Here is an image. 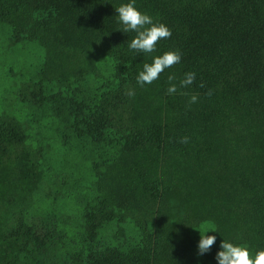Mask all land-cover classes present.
<instances>
[{"label": "trees", "instance_id": "obj_1", "mask_svg": "<svg viewBox=\"0 0 264 264\" xmlns=\"http://www.w3.org/2000/svg\"><path fill=\"white\" fill-rule=\"evenodd\" d=\"M123 3L0 0L10 44L44 51L37 77L19 87L20 103L41 107L55 98L50 87L104 80L71 124L78 139L108 148L90 160L96 196L83 209L79 264H216L218 248L197 254L194 233L208 223L219 242L254 255L264 249V0H136L172 32L152 54L128 48L135 33L120 31L115 12ZM172 49L181 62L137 86L143 64ZM189 71L193 84L166 94L167 76L178 83ZM28 140L23 121L0 115V264H16L32 243L28 216L43 172L42 150ZM113 222L133 224L139 244L94 247Z\"/></svg>", "mask_w": 264, "mask_h": 264}, {"label": "rangeland", "instance_id": "obj_2", "mask_svg": "<svg viewBox=\"0 0 264 264\" xmlns=\"http://www.w3.org/2000/svg\"><path fill=\"white\" fill-rule=\"evenodd\" d=\"M10 38V28L0 25V115L9 113L23 121L29 144L42 150L43 172L28 216L32 243L16 264H79L87 247L83 209L96 196L90 160L100 161L108 148L95 146L89 138L78 139L71 124L75 114L85 112L79 109L81 104L93 105L104 80L91 77L76 89L50 87L47 96H55L50 103L41 107L22 104L17 98L19 87L37 77L44 51L33 42L11 45ZM211 228L204 224L195 231V239ZM139 241L133 224L113 222L100 230L92 245L126 248Z\"/></svg>", "mask_w": 264, "mask_h": 264}, {"label": "clouds", "instance_id": "obj_3", "mask_svg": "<svg viewBox=\"0 0 264 264\" xmlns=\"http://www.w3.org/2000/svg\"><path fill=\"white\" fill-rule=\"evenodd\" d=\"M119 23L122 25L123 33L133 32L135 36L128 43V48L136 53L152 54L157 51V43L161 40L171 37L172 32L169 27L162 22H154L153 17L145 12L140 11L136 6V0H127V3L121 4L115 9ZM182 53L178 49L168 50L160 55L152 56L150 63H144L135 82L139 87L152 84L159 79L160 75L173 65L181 62ZM196 79L194 72H185L183 78L178 83L174 82L177 77L174 74L167 76L168 86L166 94L172 95L178 92V88H187L193 84ZM202 86V85H201ZM129 97L135 95V89L129 88L126 93ZM210 94V93H209ZM192 103L197 100L196 96L190 98ZM182 142L186 143L187 138H183ZM203 236L197 243V254L203 256L207 254L212 246L217 242L216 235ZM214 260L216 264H264V249L258 250L252 255L246 245L234 244L228 240H221Z\"/></svg>", "mask_w": 264, "mask_h": 264}]
</instances>
